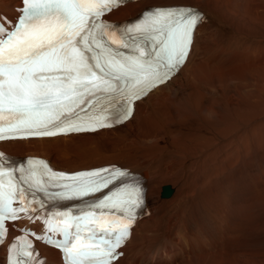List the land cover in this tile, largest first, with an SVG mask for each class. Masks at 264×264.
<instances>
[{"label": "snow or ice", "instance_id": "6c2138e0", "mask_svg": "<svg viewBox=\"0 0 264 264\" xmlns=\"http://www.w3.org/2000/svg\"><path fill=\"white\" fill-rule=\"evenodd\" d=\"M131 0H20L0 14V141L51 138L120 125L137 101L185 64L206 17L189 6L153 7L128 22L102 19ZM107 190V191H106ZM144 191L116 165L66 174L44 159L19 166L0 152V245L23 214L42 221L8 243L7 264H48L29 235L62 264H114ZM80 201L63 210L57 202Z\"/></svg>", "mask_w": 264, "mask_h": 264}, {"label": "bare ground", "instance_id": "6f19581e", "mask_svg": "<svg viewBox=\"0 0 264 264\" xmlns=\"http://www.w3.org/2000/svg\"><path fill=\"white\" fill-rule=\"evenodd\" d=\"M19 3L0 0V11L13 14ZM149 3L192 4L206 17L172 79L116 128L3 146L46 156L57 168L118 163L147 177L150 214L114 264H264V0ZM42 247L48 264H62Z\"/></svg>", "mask_w": 264, "mask_h": 264}, {"label": "rangeland", "instance_id": "374dc122", "mask_svg": "<svg viewBox=\"0 0 264 264\" xmlns=\"http://www.w3.org/2000/svg\"><path fill=\"white\" fill-rule=\"evenodd\" d=\"M177 242H178V241H177ZM178 243H179V242H178ZM179 244H180V243H179ZM167 247H171V245H167L166 248H167Z\"/></svg>", "mask_w": 264, "mask_h": 264}]
</instances>
